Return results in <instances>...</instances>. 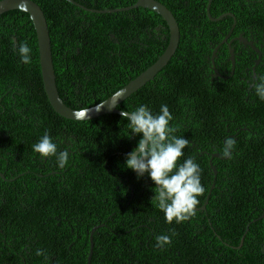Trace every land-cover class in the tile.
<instances>
[{
	"label": "trees",
	"instance_id": "trees-1",
	"mask_svg": "<svg viewBox=\"0 0 264 264\" xmlns=\"http://www.w3.org/2000/svg\"><path fill=\"white\" fill-rule=\"evenodd\" d=\"M34 1L47 18L57 88L64 102L73 108L100 103L128 82L114 70L117 62L114 50L118 47L114 39L119 37L120 25L138 34L142 24L149 23L154 32L159 24L167 26L159 13L141 6L110 11L136 0H93L96 3L85 4L93 11L69 0ZM159 1L177 19L178 48L167 65L118 108L131 111L147 104L158 112L161 105L169 107L175 134L189 141L180 162L191 157L202 170L205 191L197 206L203 205L209 195L206 209L195 210L184 222L168 223L163 212L151 202L155 194L153 181L147 175L138 179L132 169L124 167L126 154L140 139L137 135L127 136V120L116 113L72 120L52 107L44 91L33 22L27 12L10 10L0 15V154L15 164L18 169L15 173L22 169L25 174L20 178H27L32 173L27 171L36 169V164L29 161L31 157H26L24 164L23 159L14 161L19 156L8 154L6 147L12 139L3 134L7 131L11 137L23 136L32 149L48 132L56 140L58 150H69L68 163L72 162L75 176L81 175L86 170L84 163L89 162L90 178L69 185L74 189L68 193L70 197H64L69 200L57 195L56 205L60 207L55 209L51 223L48 219L54 213L43 211L42 202H34L37 198L31 195H25V202L18 195L21 187L32 192L33 184H20V179L12 183L0 176V185L11 191L5 196L7 201L0 203V227L4 225L0 230V246L4 244V232L8 231L17 249L27 234L36 236L25 242L34 241L43 247L45 239L48 246V258L0 260V264H88L91 236V264H264V100L255 94L253 86L241 80L244 73L239 68L228 78L231 61L226 67L221 66L227 76L220 79L219 85L217 79H211V69L204 64V53L212 52L210 45L224 44L222 40L232 24L235 30L253 29L262 36L264 0H212L213 17L233 13L217 21L208 16L209 0ZM165 30L167 37L164 41L159 37L163 47L158 53L147 45L140 48L137 43L135 61H145L141 67L137 63V75L164 52L169 36L168 27ZM111 34L115 38H110ZM71 40H75L72 46ZM25 43L32 49L29 64L21 62L17 54ZM221 49L227 57L225 45ZM82 63L90 69L95 66L98 72L111 69L116 76L101 80L96 74L89 87L91 93L84 99H76L72 85L75 77L66 73L80 71L77 64ZM257 73L258 82L264 77V66H258ZM28 86L34 88L31 95L27 94L29 100L23 91ZM14 103L23 112L29 108L27 115L31 118L16 112ZM38 104L41 105L35 110ZM4 106L7 109L3 115ZM36 117L42 120V125L36 122ZM229 138L234 144L231 154L225 156L223 146ZM25 151L26 148L22 153ZM160 235L170 236V243L157 247L156 237Z\"/></svg>",
	"mask_w": 264,
	"mask_h": 264
},
{
	"label": "flooded vegetation",
	"instance_id": "flooded-vegetation-1",
	"mask_svg": "<svg viewBox=\"0 0 264 264\" xmlns=\"http://www.w3.org/2000/svg\"><path fill=\"white\" fill-rule=\"evenodd\" d=\"M71 2H74L83 7H85L88 10H95L93 8H88L85 4H94L96 3L93 0H69ZM135 3V2H134ZM133 3V4H134ZM133 4H128V6H131ZM126 6V7H128ZM118 8H124L123 10H130L133 8H125V7H118ZM133 18H136L135 14H131ZM147 22L150 20H146ZM145 26V27H144ZM144 27V30H143ZM167 26L163 24H159L155 26L156 31L154 32L153 28L149 23L142 24V30L140 34L134 32H130L127 30V26L120 25L119 26V37L115 38V35L111 34L110 38H115L116 46L117 49L116 51L114 50V54L117 58V62L115 64L116 68L114 69L115 72L118 74V76L121 79H129L132 80L137 76V63L141 67L145 61L142 60H136V45L139 43L140 48H142L143 45H147L148 47H152L154 49L153 53H158L159 49L163 47V44L161 43V40L159 37L164 41L167 37L166 29ZM235 25L232 24L230 27V30L228 33H230V36L227 40L226 43L220 44L218 43L216 46L210 45L211 49L213 48L212 52L210 53H204V56L206 57V63L205 65H208V67L211 69L210 77L212 80L217 79L216 85L220 84V79H226V73H223L221 71V66H227V62L231 61V73L228 76H233L234 71L236 68H239L241 72L244 73V76H241L242 81H246L247 83L250 84V87L253 86L254 82H257V77L259 74L257 73V68L258 66H264V32L261 34L262 36L259 37L258 34L251 30H246V29H238L235 30ZM135 33V35H134ZM169 34V33H168ZM87 37V36H86ZM169 37V36H168ZM168 41V40H167ZM75 40H71V46ZM225 45V47L228 49L229 55L227 57L224 56L225 51L221 49V47ZM230 48L233 49V57L235 60L234 63V68L231 60V53H230ZM78 52H80V48L76 47ZM161 54V53H160ZM160 54L158 56H160ZM144 55V54H143ZM236 57H238V63H236ZM146 59V58H145ZM203 64V65H204ZM80 71H68L66 74H71L75 78L72 79V85H73V90L74 94L73 96L76 99H84L87 97L89 93H91V90L89 87L91 86V81L94 80V76L96 74L99 75L101 80L108 79V76L111 75L116 76L113 72V70L108 69L105 72H98L97 69H95V66H92V68H88L84 63L82 64H77ZM150 66V65H149ZM148 66V67H149ZM226 71V70H225ZM143 72V71H142ZM139 75V74H138ZM133 76V77H132ZM95 84V81H94ZM123 86V85H122ZM31 88L33 87H25L24 88V93H25V98L29 100L30 96L27 94L31 95ZM34 89V88H33ZM45 91V90H44ZM23 104V103H22ZM41 104H38L35 110L40 106ZM16 103L12 106L16 112L21 113L25 115L27 118H31V115L28 116V111L29 108H25V112H23L20 109H17ZM33 108V109H34ZM7 109L6 106H4V110L1 112V114L4 115L5 110ZM28 114V115H27ZM36 122L40 123L41 125L43 124L42 120L39 117H36ZM9 132V131H8ZM65 136L67 134L63 132ZM7 137H10L12 139V143L6 147L8 150L9 155H17L19 157H16L15 160L23 159L21 164L26 163V157H31L37 168L34 170H30L27 172H32L31 175L27 178H20L23 176L22 169H20L19 173H15L18 171L17 168L14 167L15 164H12L8 158L0 154V176L3 178H6V180H10L12 183H17V181H20V184L23 183H28L30 182L33 184L34 190L32 192H26L25 189H19L18 190V195L23 198V200L26 202L27 199L25 195H31L32 198H37L34 200V202H42V210L46 212L52 211L54 214L49 220V222L52 223V220L54 216L56 215V210L57 207H60L56 205V197L57 195H61L63 200H69V198H64V197H70L68 193L72 192L73 189L71 190L69 188V185L74 186L78 183L81 182H87L89 180L90 172L88 170V163H84L86 165V170L82 172L81 175L79 174H74L73 170V164L72 162L68 163L65 165V167L60 168L57 164L56 158L49 156V157H43L39 155L38 153L33 151L32 149L28 148V144L25 142L24 137L21 135H18L16 137H11L8 135L7 131L3 134ZM22 141V142H21ZM26 148V151L24 149ZM214 155H217L216 153ZM3 161H6L5 164H3ZM18 162V161H17ZM211 163V162H210ZM77 166V164H76ZM5 172H10L11 174L8 176H5ZM76 177V179L74 178ZM24 187V186H23ZM74 188V187H73ZM6 188H3L0 185V203L1 201H7L5 196L7 194H10V190H5ZM10 191V192H8ZM81 192H84V190H80ZM33 195V196H32ZM208 197V196H207ZM207 200V198H206ZM205 200V202H206ZM44 202V203H43ZM204 202V204H205ZM203 204V205H204ZM208 204V203H207ZM206 204V206H207ZM202 206V205H201ZM201 206H196L201 209ZM56 209V210H55ZM206 209V207L204 208ZM203 209V210H204ZM198 210V209H197ZM1 213V212H0ZM25 224H27V221L24 219ZM3 224L0 227V230L3 229ZM19 230V229H18ZM9 232V231H8ZM4 232V240H3V245L0 246V260L3 261H12L16 260L17 258H20L21 260L26 261V257L30 258L31 261L33 260H41L46 256L48 258V246L47 243L44 239L43 241V247H41L40 243H34V241L30 242H25L24 240H32L34 239V236L36 235H29L27 234L22 238L21 242V247L20 249L16 248L15 243L12 242V238H9V233ZM36 241H39V237H37ZM54 242L52 244L53 248ZM33 251V254L31 252ZM51 254L53 257L55 255L53 254V250H51Z\"/></svg>",
	"mask_w": 264,
	"mask_h": 264
},
{
	"label": "clouds",
	"instance_id": "clouds-1",
	"mask_svg": "<svg viewBox=\"0 0 264 264\" xmlns=\"http://www.w3.org/2000/svg\"><path fill=\"white\" fill-rule=\"evenodd\" d=\"M22 10L24 6L21 5ZM32 49L25 43L18 48V56L24 64L31 62ZM255 94L264 100V77L253 83ZM125 95L124 90L116 91L111 100L112 106H119ZM108 103V102H107ZM97 107V110L99 107ZM90 109H82L78 115H88ZM122 118L127 120L129 138L140 136L136 147L126 154L124 167L132 169L137 178L147 175L154 183V196L151 202L164 214L168 223H181L195 213L200 203L199 197L205 188L201 179V168L193 158L185 156V148L189 144L186 137L177 136L175 127L170 125L173 116L169 107L164 104L158 112H153L147 104H140L131 111H122ZM142 134V135H141ZM233 140L227 139L223 146V154L229 156L233 148ZM33 151L43 157H55L60 168L65 167L70 158L68 149L58 150L53 136L45 132L33 145ZM170 236L156 237L157 247L170 243Z\"/></svg>",
	"mask_w": 264,
	"mask_h": 264
},
{
	"label": "water",
	"instance_id": "water-1",
	"mask_svg": "<svg viewBox=\"0 0 264 264\" xmlns=\"http://www.w3.org/2000/svg\"><path fill=\"white\" fill-rule=\"evenodd\" d=\"M212 0H209L207 5V13L211 20L217 21L226 17L228 15H233L231 12L222 13L218 17H213L210 13V6ZM21 5L24 6L22 10ZM79 5V4H78ZM144 7L150 10H153L159 13L166 21L167 27L169 29V37H168V44L164 50V52L143 72L137 75L135 78L127 82L118 90H124L125 95L123 98L118 102L119 104L126 100L129 96H131L135 91H137L140 87H142L146 82L151 80L155 77V75L164 68L165 65L169 62L171 57L176 52L179 41H180V29L179 24L177 22L176 17L174 16L173 12L161 1L159 0H136V2L128 7L125 8H133V7ZM20 9L24 12H27L30 16V19L33 22L37 41H38V51H39V59H40V68L42 74V80L45 92L47 94L48 100L52 107L63 117L72 120H89L92 118H97L101 115L116 113L121 114L122 109H119L118 106H112L111 100L117 99L116 97L111 94L108 98L97 103L91 107L87 108H73L67 105L64 100L61 98L59 90L57 88L56 83V72L54 68L53 62V55H52V44H51V35L48 29L47 18L44 14L43 9L41 6L35 2L34 0H0V15L10 10ZM124 8H113L110 11H119L123 10ZM106 11V10H104ZM230 33H227L222 42H227ZM231 53V60L234 68V57H233V49L230 48ZM117 90V91H118ZM108 102V103H107ZM99 109L97 110V107ZM82 109H90L88 115L83 117L78 115V112ZM212 165V164H211ZM213 167V165H212ZM214 173H217L215 167L213 168ZM214 187V185H213ZM209 196V195H208ZM208 197L204 205L201 206V209L206 207L208 203ZM199 209L196 207L195 210ZM94 227L93 229H95ZM91 249L88 255V264H91V257L93 253V237L91 236ZM243 241V239H242Z\"/></svg>",
	"mask_w": 264,
	"mask_h": 264
},
{
	"label": "bare ground",
	"instance_id": "bare-ground-1",
	"mask_svg": "<svg viewBox=\"0 0 264 264\" xmlns=\"http://www.w3.org/2000/svg\"><path fill=\"white\" fill-rule=\"evenodd\" d=\"M59 79V78H58ZM144 181V180H143ZM84 187V186H83ZM76 189V188H75ZM89 189V188H88ZM74 190V189H73ZM145 190V189H144ZM87 191V190H86ZM152 191V190H151ZM74 192V191H73ZM76 196V195H75ZM63 199V198H62ZM72 199V198H71ZM59 202V201H58ZM65 202V201H64ZM44 203V202H43ZM62 203V202H61ZM73 220V219H72ZM15 222V221H14ZM55 250V249H54Z\"/></svg>",
	"mask_w": 264,
	"mask_h": 264
}]
</instances>
